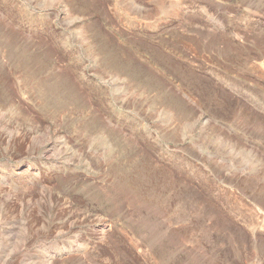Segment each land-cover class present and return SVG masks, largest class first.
Listing matches in <instances>:
<instances>
[{
  "label": "rangeland",
  "instance_id": "rangeland-1",
  "mask_svg": "<svg viewBox=\"0 0 264 264\" xmlns=\"http://www.w3.org/2000/svg\"><path fill=\"white\" fill-rule=\"evenodd\" d=\"M0 264H264V0H0Z\"/></svg>",
  "mask_w": 264,
  "mask_h": 264
}]
</instances>
